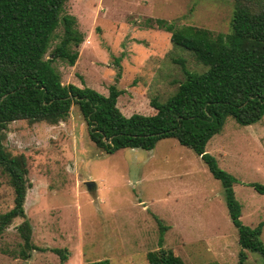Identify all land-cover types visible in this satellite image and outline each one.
<instances>
[{
	"label": "rangeland",
	"instance_id": "obj_1",
	"mask_svg": "<svg viewBox=\"0 0 264 264\" xmlns=\"http://www.w3.org/2000/svg\"><path fill=\"white\" fill-rule=\"evenodd\" d=\"M234 1L67 0L64 14L77 17L85 41L74 66L59 58L54 65L64 84L106 95L116 84L123 91L118 105L125 115L150 114L151 100L165 102L184 80L180 59L192 71L207 66L176 46L170 32L147 26L148 19L227 33ZM57 33H63L62 26ZM5 145L28 159L32 186L25 208L38 248L29 259L21 256L17 226L22 219L17 218L0 235V264H84L106 258L112 264H150L148 253L159 249L162 236L164 246L186 264H239V230L224 186L204 159L176 138H163L152 150L108 154L93 141L74 106L69 119L57 125L12 122ZM207 151L235 178L242 222L264 223V192L252 185L264 186V117L251 125L229 117ZM88 181L95 183L91 189ZM14 199L0 167V214L14 206ZM55 249H66V258ZM246 264H263L262 256L250 251Z\"/></svg>",
	"mask_w": 264,
	"mask_h": 264
},
{
	"label": "trees",
	"instance_id": "obj_2",
	"mask_svg": "<svg viewBox=\"0 0 264 264\" xmlns=\"http://www.w3.org/2000/svg\"><path fill=\"white\" fill-rule=\"evenodd\" d=\"M66 2L0 0V167L9 176L15 193L14 206L0 214V235L21 218L17 226L23 239L21 256L29 259L38 248L25 208L32 186L28 159L6 149L9 125L19 120L57 125L69 119L75 106L91 138L105 153L126 148L152 150L161 139L169 137L191 147L225 188L229 213L239 230V264H246L250 251L259 253L264 264V223L252 227L242 222L235 178L207 151L208 142L223 129L229 117L243 125L255 124L264 117V0H235L227 33L164 18L148 19L147 26L156 25L170 32L172 42L190 50L207 69L192 71L180 59L185 78L178 82L176 92L165 102L153 98L150 114L130 116L118 105L123 91L116 84L110 86L106 95L86 85L63 83L55 60L59 58L74 66L85 41L77 17L64 14ZM60 26L63 33L58 35ZM54 42L57 43L48 56ZM252 185L264 192L263 185ZM163 240L162 236L159 249L148 253L149 263L186 264L174 249L164 246ZM55 250L66 258V249ZM84 264L112 262L106 258Z\"/></svg>",
	"mask_w": 264,
	"mask_h": 264
},
{
	"label": "water",
	"instance_id": "obj_3",
	"mask_svg": "<svg viewBox=\"0 0 264 264\" xmlns=\"http://www.w3.org/2000/svg\"><path fill=\"white\" fill-rule=\"evenodd\" d=\"M89 188L91 189L93 185H95V183L93 181H88L87 182Z\"/></svg>",
	"mask_w": 264,
	"mask_h": 264
}]
</instances>
